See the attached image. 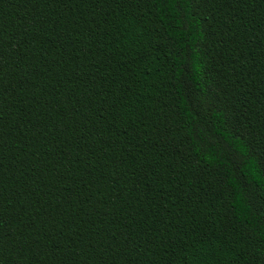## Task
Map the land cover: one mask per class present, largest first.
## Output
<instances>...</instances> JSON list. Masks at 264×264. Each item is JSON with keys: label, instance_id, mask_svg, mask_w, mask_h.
I'll return each instance as SVG.
<instances>
[{"label": "trees", "instance_id": "trees-1", "mask_svg": "<svg viewBox=\"0 0 264 264\" xmlns=\"http://www.w3.org/2000/svg\"><path fill=\"white\" fill-rule=\"evenodd\" d=\"M0 264H264V0H0Z\"/></svg>", "mask_w": 264, "mask_h": 264}]
</instances>
